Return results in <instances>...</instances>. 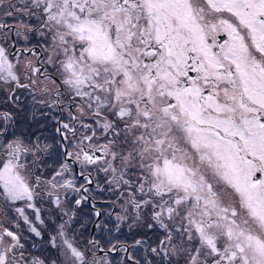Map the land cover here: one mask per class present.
I'll return each instance as SVG.
<instances>
[{
  "label": "rangeland",
  "instance_id": "obj_1",
  "mask_svg": "<svg viewBox=\"0 0 264 264\" xmlns=\"http://www.w3.org/2000/svg\"><path fill=\"white\" fill-rule=\"evenodd\" d=\"M42 1L34 0V6L49 7V29L69 40L74 54L66 55L62 69L66 87L81 104L83 143L93 147V111L106 116L98 119L96 134L103 154L83 159V167L97 171L101 196L112 200L116 217L125 215L128 226L172 231L161 249L148 237L129 254L145 255L151 264H163L166 255L175 264H264V121L251 105L264 106V0ZM148 29L158 45V63L151 45H145L146 62L139 55L144 42L138 33ZM220 33L226 37L218 44ZM230 66L250 102L227 84ZM170 98L176 110L171 129ZM161 107L167 118L162 138L175 136L170 146L155 142L147 118L149 108ZM45 145H34L36 156V148ZM26 165L0 159V264H94L98 248L115 249V243L87 242L91 222L82 208L80 227L70 228L71 217L58 223V200L35 201L32 182L19 174ZM171 180L175 206L162 199L161 221L152 217L149 203L143 211L128 199L129 193L133 200L153 199L155 187ZM217 214L219 219L212 216ZM103 229L101 221L97 235ZM108 254L111 264L125 261L116 256L120 252Z\"/></svg>",
  "mask_w": 264,
  "mask_h": 264
},
{
  "label": "flooded vegetation",
  "instance_id": "obj_2",
  "mask_svg": "<svg viewBox=\"0 0 264 264\" xmlns=\"http://www.w3.org/2000/svg\"><path fill=\"white\" fill-rule=\"evenodd\" d=\"M42 3L48 2L43 0ZM48 9V6L38 9L34 6V0H0V159H13L16 165L27 164L23 173H19L20 176L27 180V184L32 182L34 199L37 203L39 199L58 200L60 208H57L58 213H54L53 216L58 223H65L71 217L70 228L80 227L82 221L80 209L82 208L88 214L85 218L91 222L87 232V242L90 243L91 226L99 212L100 219L93 231L92 243L98 247L101 243H117L115 248L119 246L118 251L111 254L120 252L121 255L116 256L125 260L122 264H151L149 258H143L146 257L145 255H138V259L137 255L129 254L131 247L143 243L146 239L143 228L135 230L133 226H128V219L127 223L124 219L125 215L121 214L116 217L118 211L112 200L99 196L98 189L101 190L104 183L99 182L97 171L84 168L82 165L83 159H96L103 154L104 142L100 141L96 134L101 128L98 119L106 116L93 111V147L83 143L80 138L82 122L79 111L81 108L78 107L81 104L66 87L64 69H62L66 66L67 59L73 58L74 54L71 51L69 40L64 37L61 40L58 39L49 29ZM138 35L144 42V47L139 50L142 62H146L148 48L145 45L147 44L153 47L151 49L152 61L158 63L159 54L156 51L158 45L150 30L148 29L145 34L139 32ZM225 37V33L218 34L217 43H221ZM66 55L69 57L67 58ZM91 63L93 64V61ZM234 71L236 73L235 69ZM194 73L195 71H189L190 75ZM236 76L241 89L237 73ZM229 81H227L228 85ZM51 83L53 88L50 91ZM241 91L244 93L242 89ZM244 94L247 96L246 93ZM173 101L174 98H170L167 104L171 106ZM167 104L162 102L160 106ZM163 109V107L149 108L147 118L151 122L152 130L155 129V142L169 143L170 146L175 136L171 133L170 138L167 139V135L164 138L161 135L162 122L167 120ZM173 112L176 113V110L172 105L169 115L170 129ZM13 113L15 117H12ZM247 113L239 116L243 118L242 121ZM252 113L251 111L248 115ZM91 122L88 124L91 125ZM85 124L88 126L86 122ZM35 126L44 129L34 135ZM154 135L150 134L149 138ZM35 138L42 144H46L43 150L36 148L38 156L33 150L34 145L37 143L38 146L39 143L35 141ZM168 182L155 187L156 196L153 199L149 197L143 200H133L130 193L128 199L132 205L143 211L145 207L142 205L149 203L152 217L161 221L159 212L163 206L162 199L166 198L165 204L175 206V199L169 198L174 192L176 193V182L172 180ZM131 189L128 187L126 191H131ZM1 196L2 198L4 196L2 191H0V206ZM107 204H110L109 211L106 210ZM89 212H96L92 221ZM212 216L219 219L218 214ZM101 221L106 229L100 232L102 238H99L101 235H97V228ZM163 225H165L164 222ZM154 227L157 229L156 241L160 243L159 248L161 249L167 236L166 233H172V231L166 229L165 232L159 226ZM3 230L13 240L17 239L18 236L14 230L6 227ZM113 233L117 235L114 236ZM125 245L128 254L125 253ZM121 246L124 247L123 251L120 249ZM100 250L107 249L98 248L96 252H93L95 253L93 255L94 264H111L109 259L111 255L99 252ZM30 254L24 253L23 255ZM163 259L165 261L163 264H175L171 256L166 255Z\"/></svg>",
  "mask_w": 264,
  "mask_h": 264
},
{
  "label": "trees",
  "instance_id": "obj_3",
  "mask_svg": "<svg viewBox=\"0 0 264 264\" xmlns=\"http://www.w3.org/2000/svg\"><path fill=\"white\" fill-rule=\"evenodd\" d=\"M231 67L232 66H230V71L232 72V78L229 81V85L231 86V88H233L237 93H239L241 95L240 98H241V100H243L244 103L250 102V99L241 91V89L239 87V80H238V78L236 76L235 71ZM251 105H253L254 107H256V109H258L259 112H262V115L260 117L263 118L261 121H264V107L261 106V105H259V104H257V103H253V102H251ZM50 123L51 122H49V124ZM44 128H45V125H44ZM44 128L35 126L34 127V130H35L34 134H36V131H41V129H44ZM99 181L101 182V179H99ZM98 192H99V196H101L102 194H100L101 193V190L100 189H98ZM104 219H106V218H104ZM91 221H92V218H91ZM104 230L105 229H103V231ZM145 236H146V239L149 237V240H151V241H148V242H152V243L156 242V239H157V229L155 227H152V228L147 229L145 231ZM99 238H102V234H101V236H99ZM108 243L110 245L112 244L110 242H108ZM101 244H106V243H101ZM115 244H117V243H115ZM108 247L107 248H103V249H109ZM145 248H146V246H145ZM144 253L147 256L149 254L151 255V252L150 251L149 252L146 251V249H145V252Z\"/></svg>",
  "mask_w": 264,
  "mask_h": 264
},
{
  "label": "water",
  "instance_id": "obj_4",
  "mask_svg": "<svg viewBox=\"0 0 264 264\" xmlns=\"http://www.w3.org/2000/svg\"><path fill=\"white\" fill-rule=\"evenodd\" d=\"M87 199L90 200V197L87 196ZM99 219H100V214H99V212H98V214H97V216H96V218H95V220L93 221L92 226H91L90 235H89V242H90V243H92L91 238H92V235H93V231H94L95 226H96L97 222L99 221ZM118 248H119V246H117L114 250L107 249V250H100L99 252L112 253V252H116V251H118ZM125 253L128 254V249H127V246H126V245H125ZM128 259H129L130 261H132L131 258H128Z\"/></svg>",
  "mask_w": 264,
  "mask_h": 264
}]
</instances>
